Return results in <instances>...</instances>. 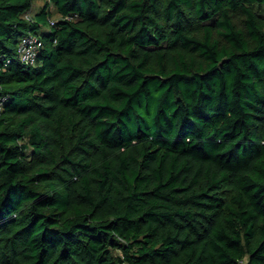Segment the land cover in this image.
Here are the masks:
<instances>
[{
	"label": "trees",
	"instance_id": "trees-1",
	"mask_svg": "<svg viewBox=\"0 0 264 264\" xmlns=\"http://www.w3.org/2000/svg\"><path fill=\"white\" fill-rule=\"evenodd\" d=\"M37 1L0 0V264H264V0Z\"/></svg>",
	"mask_w": 264,
	"mask_h": 264
},
{
	"label": "built area",
	"instance_id": "built-area-1",
	"mask_svg": "<svg viewBox=\"0 0 264 264\" xmlns=\"http://www.w3.org/2000/svg\"><path fill=\"white\" fill-rule=\"evenodd\" d=\"M43 42L35 35L24 36L19 44V55L22 62L26 64H36L38 50Z\"/></svg>",
	"mask_w": 264,
	"mask_h": 264
},
{
	"label": "rangeland",
	"instance_id": "rangeland-1",
	"mask_svg": "<svg viewBox=\"0 0 264 264\" xmlns=\"http://www.w3.org/2000/svg\"><path fill=\"white\" fill-rule=\"evenodd\" d=\"M46 0H38L37 1V6L36 9H39L40 7H42L43 5H45Z\"/></svg>",
	"mask_w": 264,
	"mask_h": 264
}]
</instances>
